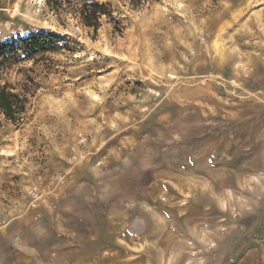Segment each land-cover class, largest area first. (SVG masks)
Masks as SVG:
<instances>
[{"label":"rangeland","instance_id":"374dc122","mask_svg":"<svg viewBox=\"0 0 264 264\" xmlns=\"http://www.w3.org/2000/svg\"><path fill=\"white\" fill-rule=\"evenodd\" d=\"M109 3L0 0V264H264V0Z\"/></svg>","mask_w":264,"mask_h":264},{"label":"trees","instance_id":"16d2710c","mask_svg":"<svg viewBox=\"0 0 264 264\" xmlns=\"http://www.w3.org/2000/svg\"><path fill=\"white\" fill-rule=\"evenodd\" d=\"M127 2L131 7L138 8L153 0H117ZM48 9L62 22L68 17L73 18L84 27L94 32L101 25L102 18L113 21V11L109 0H45ZM52 36L43 32L34 33L25 38L0 42V68L4 64H14L26 59H33L39 53L56 51L61 39L51 42ZM27 99L13 92L0 79V114L8 120L17 122L25 110Z\"/></svg>","mask_w":264,"mask_h":264}]
</instances>
